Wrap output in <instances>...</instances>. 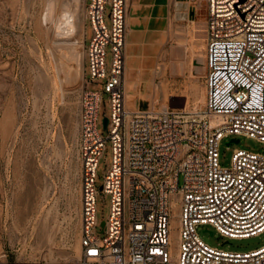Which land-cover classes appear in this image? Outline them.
Here are the masks:
<instances>
[{"label":"built area","instance_id":"1","mask_svg":"<svg viewBox=\"0 0 264 264\" xmlns=\"http://www.w3.org/2000/svg\"><path fill=\"white\" fill-rule=\"evenodd\" d=\"M198 1L207 12L201 113L169 107L128 110L127 0H91L89 5L86 0L93 36L85 45L79 119L78 264H264V246L231 251L208 245L199 233L210 226L228 244L264 235V153L235 149L229 167L221 164L220 155L225 140L246 137L264 144V0ZM100 81L109 94L107 129L113 146L102 187L110 196V215L101 232L97 179L107 139L99 133L102 93L88 87Z\"/></svg>","mask_w":264,"mask_h":264},{"label":"rangeland","instance_id":"2","mask_svg":"<svg viewBox=\"0 0 264 264\" xmlns=\"http://www.w3.org/2000/svg\"><path fill=\"white\" fill-rule=\"evenodd\" d=\"M58 1L0 0V262L7 264H78L81 254L78 139L86 87L83 37L90 42L93 31L86 24L84 5L80 12L82 29L70 40L82 46L67 48L70 41L57 33L55 18L45 21L49 4ZM62 1L68 4V0ZM183 1L182 13L187 17L173 19L158 62L154 96L148 98L154 99L157 109L194 112L198 105L204 110L206 103L207 12L205 3ZM90 3L87 0V5ZM107 22L110 25L109 18ZM106 62L110 67L111 46ZM131 62L129 59L128 64ZM99 83L88 87L102 93L99 133L107 139L97 179L101 232L111 202L100 188L112 165L113 146L103 126V119L111 115L109 94ZM227 142L220 147L224 167L231 165L235 149L264 153V144L253 139L242 137L230 148ZM199 233L208 245L226 250L251 251L264 246V235L222 246L226 240L212 227H201ZM171 234L175 251L176 217Z\"/></svg>","mask_w":264,"mask_h":264},{"label":"crops","instance_id":"3","mask_svg":"<svg viewBox=\"0 0 264 264\" xmlns=\"http://www.w3.org/2000/svg\"><path fill=\"white\" fill-rule=\"evenodd\" d=\"M184 3L183 0H129L124 74L128 110L157 109L154 99L148 96H153L162 48L173 28V19L182 18L179 16L182 15ZM84 38L87 45L89 42ZM129 59L131 65L128 64ZM134 100L137 107H134Z\"/></svg>","mask_w":264,"mask_h":264},{"label":"bare ground","instance_id":"4","mask_svg":"<svg viewBox=\"0 0 264 264\" xmlns=\"http://www.w3.org/2000/svg\"><path fill=\"white\" fill-rule=\"evenodd\" d=\"M127 3H128V7H129V0H127ZM84 5H85L84 0H68V4L65 3V5H64V1H62V0H60V2L58 1V4L55 2H51L47 8V14L45 16V21L46 22L52 21L55 18L54 24H55V28H56L57 33L61 36L66 37L70 41L72 39V37H74L77 33L79 34V29H80V31L82 29L81 20H80L81 19L80 18V12H81V10H83ZM59 7H60V10L56 13V11H57L56 8L59 9ZM57 33H56V35H57ZM56 41L58 42L57 39H56ZM70 46L80 47L82 45L78 41L74 42V43H71V41H70V43H68L67 48ZM83 69H84V66H83ZM196 107H197L196 108L197 112L201 113L203 111L200 108V105H198ZM152 109H156V108H152ZM213 121L215 122L216 120L213 119Z\"/></svg>","mask_w":264,"mask_h":264},{"label":"water","instance_id":"5","mask_svg":"<svg viewBox=\"0 0 264 264\" xmlns=\"http://www.w3.org/2000/svg\"><path fill=\"white\" fill-rule=\"evenodd\" d=\"M181 16H182L183 18H186V17H187V14H186V13H182V15H180L179 17H181ZM108 123H109V119H108L107 117H105V118L103 119V126H104V129H107V127H108ZM239 142H240L239 139H231L229 142H227V145L229 146V145H231L232 143H236V144H238ZM100 190L102 191L103 188H100ZM104 226H105V224H104V222H102V229L104 228ZM206 232H209L211 235L214 234L212 231H208V230H206ZM225 244H228V242H225Z\"/></svg>","mask_w":264,"mask_h":264}]
</instances>
